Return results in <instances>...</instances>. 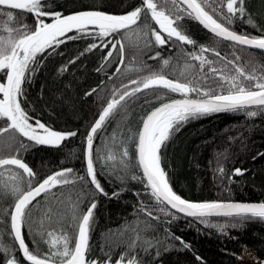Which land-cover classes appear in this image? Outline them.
<instances>
[{
    "label": "trees",
    "instance_id": "16d2710c",
    "mask_svg": "<svg viewBox=\"0 0 264 264\" xmlns=\"http://www.w3.org/2000/svg\"><path fill=\"white\" fill-rule=\"evenodd\" d=\"M47 3L49 10L64 15L87 10L122 15L139 7L142 0H47ZM164 6L172 7L170 2ZM245 9L246 15L236 19L231 28L240 34L264 35L261 31L264 29V0H245ZM3 11L18 14L22 23H36L29 13L6 8ZM249 16L255 27L248 22ZM5 20L6 16L0 18V24ZM179 24L196 42L195 46L175 40L165 46H155L153 40L145 46L147 38L142 35L132 37L136 41L134 45L122 39L123 33H120L115 35V40L125 46L123 63H120L118 46L114 49L108 44L113 37L105 39L106 47L90 36L66 39L59 47L42 54L35 72L22 85L24 94L19 99L33 123L38 119L56 131L78 134L62 141L59 147L35 145L15 134L19 141L31 144L26 150L21 149L19 156L39 178L72 169L70 179H75L76 183L54 189L56 196L64 199L71 194L75 200L79 195L81 208L96 202L89 259L105 261L111 257L114 262L120 256L130 255L137 258L138 264H239V259L249 250L257 261L264 262V220L250 219L233 226L228 217H183L164 205H157L145 189L136 162L135 138L147 114L164 101L181 98L179 94L167 93L159 99L153 91L137 94L98 131L94 139L95 170L107 195L78 179L86 177V135L102 108L114 95L118 96L125 85L133 87L132 79L147 74L127 69L143 63L150 71H160L163 59H169L178 70L187 59L184 52L198 51L201 45L216 49L228 59H234L233 53H237L242 62H250L249 70L253 65H264V51L247 48L241 51L240 46L211 35L187 16ZM145 25L155 27L150 16H142L138 26L133 27L140 31ZM91 44L99 47L89 51ZM109 51L112 55L105 59ZM157 53V59L150 58ZM208 56L218 59L211 53ZM3 76L0 72V77ZM177 77L178 71L170 73V78ZM89 92L92 94L87 95ZM250 110L257 111V115L248 117L244 111L218 112L190 119L167 142L162 149V167L181 198L191 202L264 203V111ZM4 123L0 120V125ZM13 134L5 133V139L0 141L3 155L9 154L6 137ZM14 147L18 149L19 144ZM124 147L129 153L127 170H122L118 161L107 160L109 151L121 153ZM237 168L243 175H235ZM37 199L54 210L66 211V206L54 200L51 194ZM11 202L10 195L0 194V209L7 208ZM145 206L155 218L142 211ZM161 207H165V212L160 211ZM32 215L38 217L40 208L33 209ZM220 225L225 226L223 231ZM25 237L30 250L33 249L32 236L27 230ZM4 240L11 243L7 236ZM48 253V246L40 242L36 254L43 257ZM14 255L22 264H27L18 250ZM4 259L0 254V264H4ZM56 259L58 264L59 258Z\"/></svg>",
    "mask_w": 264,
    "mask_h": 264
},
{
    "label": "snow or ice",
    "instance_id": "6c2138e0",
    "mask_svg": "<svg viewBox=\"0 0 264 264\" xmlns=\"http://www.w3.org/2000/svg\"><path fill=\"white\" fill-rule=\"evenodd\" d=\"M169 2L172 7H165ZM5 8L31 14L35 17V25L22 23L18 14L5 12ZM245 15V0H142L139 7L122 15L96 10L64 15L49 10L47 0H0V18L6 16V20L0 24V72L4 73L0 77V120L5 122L0 125V141L5 139V133H14L6 137L9 154L3 155V149L0 148V194L12 197L8 207L0 209V254L5 257L4 264H22L14 255L17 250L22 253L23 261L27 264H57V257L58 264H138L137 258L130 255L127 258L120 256L114 262L111 257L105 261L89 259L96 202L81 208L79 195L75 200L71 194L64 199L56 196L54 189L76 183L75 179H70L72 169H62L39 178L19 156V151L26 150L31 144L19 141L15 134L35 145L52 147H59L62 141L78 134L56 131L38 119L33 123V118L19 99L24 94L22 85L35 72L42 54L59 47L66 39L90 36L99 39L106 47L105 39L113 37L108 44L114 49L118 46L120 63H123L125 46L115 40V35L120 33H123L122 39L126 38L134 45L136 41L132 37L140 38L142 35L147 38L145 46L153 40L155 46H165L173 40L195 46L196 42L180 27L179 22L185 16L199 22L215 37L240 46L241 51L245 48L264 51V35L240 34L231 28L236 19H242ZM142 16H150L155 27L145 25L137 31L133 26H138ZM248 22L255 27L250 16ZM261 31L264 32V29ZM69 33L75 35L69 36ZM97 47L91 44L88 50ZM209 53L218 59H210ZM111 55L109 51L105 59ZM184 56L187 59L178 70L169 59H163L160 71H150L143 63L127 69L147 74L132 79L133 87L125 85L118 96L114 95L102 108L86 135V177L78 179L90 183L96 192L107 195L95 170L94 139L98 131L137 94L153 91L159 99L167 93H175L181 98L161 103L152 110L143 119L142 128L135 138L137 162L142 170L140 179L145 189L157 205L175 209L187 217L203 219L223 216L231 218L233 226L250 219L264 220V203L191 202L181 198L170 184L162 167V149L184 123L218 112L244 111L248 117H255L257 111L250 109L264 111V65H253L249 70L250 62H242V57L237 53H233L234 59H228L216 49L203 45L199 46L198 51H185ZM158 57L159 53L150 58ZM165 69L170 71L165 72ZM177 71L178 77L170 78V73ZM159 89L166 91L156 92ZM17 143L18 149L14 147ZM128 155V149L124 147L121 153L109 151L107 160L118 161V166L127 170ZM234 173L243 175L239 168ZM49 194L58 203L64 204L66 211L54 210L51 205H42L37 199ZM37 207L40 208V215L33 217L32 211ZM142 211L152 217L147 206ZM160 211L165 212V207H161ZM219 228L223 231L225 226L220 225ZM25 230L32 236L34 247L31 250L26 243ZM5 236L10 238L11 243L5 242ZM37 237L40 239L37 240ZM40 242L49 248V253L43 257L36 254Z\"/></svg>",
    "mask_w": 264,
    "mask_h": 264
},
{
    "label": "water",
    "instance_id": "95a60500",
    "mask_svg": "<svg viewBox=\"0 0 264 264\" xmlns=\"http://www.w3.org/2000/svg\"><path fill=\"white\" fill-rule=\"evenodd\" d=\"M196 21V20H195ZM197 22V21H196ZM204 30H206L208 33H210L207 29H205L199 22H197ZM211 35H213L212 33H210ZM214 36V35H213ZM224 41V40H223ZM226 42H229V43H232V42H230V41H226ZM258 50V49H257ZM174 100V99H173ZM167 102H169V101H167ZM165 103V102H164ZM160 105H158L157 107H159ZM156 108V107H155ZM154 108V109H155ZM153 109V110H154ZM150 113V112H149ZM148 113V114H149ZM146 118V117H145ZM143 124V123H142ZM142 128V125H141V127H140V129ZM139 129V130H140ZM86 161V160H85ZM136 162H137V156H136ZM86 165H87V163H86ZM137 165H138V162H137ZM138 168H139V166H138ZM139 170H140V172H141V175H142V170L139 168ZM224 203H244V202H224ZM246 204H252V203H246ZM171 211H173L174 213H176V214H178V215H180V216H183V217H187V216H184L182 213H178V212H176L175 211V209H171V208H169ZM213 217H223V216H213ZM205 218H210V217H205Z\"/></svg>",
    "mask_w": 264,
    "mask_h": 264
},
{
    "label": "rangeland",
    "instance_id": "374dc122",
    "mask_svg": "<svg viewBox=\"0 0 264 264\" xmlns=\"http://www.w3.org/2000/svg\"><path fill=\"white\" fill-rule=\"evenodd\" d=\"M247 252H249V250H247ZM247 252H245V254H243V257L239 259V264H255L256 259L254 257V253Z\"/></svg>",
    "mask_w": 264,
    "mask_h": 264
},
{
    "label": "bare ground",
    "instance_id": "6f19581e",
    "mask_svg": "<svg viewBox=\"0 0 264 264\" xmlns=\"http://www.w3.org/2000/svg\"><path fill=\"white\" fill-rule=\"evenodd\" d=\"M254 259V258H253ZM255 261V260H254ZM255 264H264V262H260V261H255Z\"/></svg>",
    "mask_w": 264,
    "mask_h": 264
}]
</instances>
